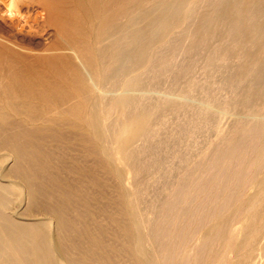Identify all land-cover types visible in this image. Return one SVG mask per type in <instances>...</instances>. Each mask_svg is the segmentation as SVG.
<instances>
[{
  "label": "bare ground",
  "instance_id": "bare-ground-1",
  "mask_svg": "<svg viewBox=\"0 0 264 264\" xmlns=\"http://www.w3.org/2000/svg\"><path fill=\"white\" fill-rule=\"evenodd\" d=\"M28 1L35 38L0 20V264H264V0Z\"/></svg>",
  "mask_w": 264,
  "mask_h": 264
},
{
  "label": "rangeland",
  "instance_id": "rangeland-1",
  "mask_svg": "<svg viewBox=\"0 0 264 264\" xmlns=\"http://www.w3.org/2000/svg\"><path fill=\"white\" fill-rule=\"evenodd\" d=\"M15 2L19 11L13 18H10L12 14V0H0V20L5 19L6 24L10 28L11 33L8 39L12 38L19 43H24L28 38H35L39 30H46L43 21L44 16L40 6L37 4L28 0H15ZM194 95L199 98L197 95H200V93H195ZM169 116L173 118L172 115ZM12 192H15V190ZM149 192H151V189H149ZM142 198L149 202L151 196Z\"/></svg>",
  "mask_w": 264,
  "mask_h": 264
},
{
  "label": "clouds",
  "instance_id": "clouds-1",
  "mask_svg": "<svg viewBox=\"0 0 264 264\" xmlns=\"http://www.w3.org/2000/svg\"><path fill=\"white\" fill-rule=\"evenodd\" d=\"M12 14L10 15V18H13V16L19 11L18 6L16 5L15 0H12Z\"/></svg>",
  "mask_w": 264,
  "mask_h": 264
}]
</instances>
